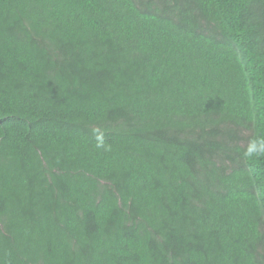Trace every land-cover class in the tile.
Here are the masks:
<instances>
[{
	"label": "trees",
	"instance_id": "obj_1",
	"mask_svg": "<svg viewBox=\"0 0 264 264\" xmlns=\"http://www.w3.org/2000/svg\"><path fill=\"white\" fill-rule=\"evenodd\" d=\"M262 141L264 0H0V264H264Z\"/></svg>",
	"mask_w": 264,
	"mask_h": 264
},
{
	"label": "clouds",
	"instance_id": "obj_2",
	"mask_svg": "<svg viewBox=\"0 0 264 264\" xmlns=\"http://www.w3.org/2000/svg\"><path fill=\"white\" fill-rule=\"evenodd\" d=\"M97 135H96V139H97V147L98 148H103L105 147L104 145V137H103V133L100 132L98 129L95 130ZM264 152V141L259 142V143H252L249 148L247 149V155L248 156H253L256 153H261Z\"/></svg>",
	"mask_w": 264,
	"mask_h": 264
}]
</instances>
